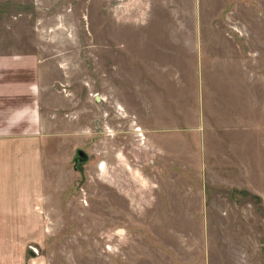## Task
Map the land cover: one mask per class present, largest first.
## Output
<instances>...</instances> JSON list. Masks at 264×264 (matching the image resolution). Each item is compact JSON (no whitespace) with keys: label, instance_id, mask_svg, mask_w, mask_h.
Listing matches in <instances>:
<instances>
[{"label":"rangeland","instance_id":"1","mask_svg":"<svg viewBox=\"0 0 264 264\" xmlns=\"http://www.w3.org/2000/svg\"><path fill=\"white\" fill-rule=\"evenodd\" d=\"M8 51L46 135L0 264H264V0H0Z\"/></svg>","mask_w":264,"mask_h":264},{"label":"crops","instance_id":"2","mask_svg":"<svg viewBox=\"0 0 264 264\" xmlns=\"http://www.w3.org/2000/svg\"><path fill=\"white\" fill-rule=\"evenodd\" d=\"M47 65L38 54L32 52H0V153L4 150L14 151L15 156L22 157L21 166L2 164L0 154V173H12L16 179L15 187H8L6 179L0 175L6 196H0V219L4 222L14 220L32 221L33 202L19 199V190H30L42 173L41 144L45 138L43 123V79ZM140 132V130H138ZM143 134H138L142 136ZM36 164V178L32 179L33 167L29 172V157ZM40 157V158H39ZM9 162L11 160H8ZM103 171V169L101 168ZM38 178V179H37ZM13 191H16L14 194ZM8 193L10 195H8ZM15 231V229H13ZM12 231V230H10Z\"/></svg>","mask_w":264,"mask_h":264},{"label":"water","instance_id":"3","mask_svg":"<svg viewBox=\"0 0 264 264\" xmlns=\"http://www.w3.org/2000/svg\"><path fill=\"white\" fill-rule=\"evenodd\" d=\"M98 99V98H97ZM88 160V155L85 151L78 149L75 152L74 165L79 161L80 163L86 162ZM76 168V167H75Z\"/></svg>","mask_w":264,"mask_h":264},{"label":"flooded vegetation","instance_id":"4","mask_svg":"<svg viewBox=\"0 0 264 264\" xmlns=\"http://www.w3.org/2000/svg\"><path fill=\"white\" fill-rule=\"evenodd\" d=\"M86 163V162H84ZM82 163H80L79 161L76 163L75 167L78 168V166H81Z\"/></svg>","mask_w":264,"mask_h":264}]
</instances>
